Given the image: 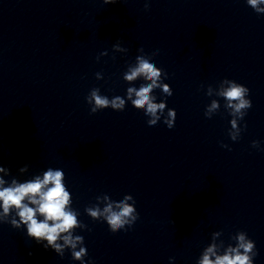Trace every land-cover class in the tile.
Segmentation results:
<instances>
[{
  "label": "clouds",
  "instance_id": "1",
  "mask_svg": "<svg viewBox=\"0 0 264 264\" xmlns=\"http://www.w3.org/2000/svg\"><path fill=\"white\" fill-rule=\"evenodd\" d=\"M117 2L118 0H103L106 5ZM247 4L255 12L264 13V7H261L264 0H247ZM148 5L149 0H145V10H148ZM113 48L124 53L128 51L127 48L121 47L120 43L113 45ZM138 51L142 54L136 56L135 64L128 66L123 74V80L132 83L142 78L145 83L139 88L128 87L126 99L121 96L109 99L100 94L99 88H93L86 97L87 103L91 106L90 112L94 114L105 108L123 111L127 100L137 110H143L146 117H150L147 120L149 127L156 126L163 118V123L171 129L175 124V109H168L165 115L166 101L156 102L157 98L153 95L154 89H160L165 97L172 96L170 85L163 83L167 74L151 62L150 56L143 54V48ZM100 55L106 56L108 53L105 51ZM97 59L99 60V57ZM96 78L103 79V76L96 73ZM221 84L227 87H221L218 95L226 101L225 108L230 110L228 114L232 117L228 135L231 140L236 141L241 135L238 121L243 120L247 110L252 107L251 100L247 98L249 89L234 80L224 79ZM211 93L212 88L209 86L206 94L210 96ZM218 109V101L212 100L204 114L210 119L211 114ZM252 146L259 147V142L253 141ZM222 147L228 145L222 144ZM28 168L29 166L25 165L19 172L23 174ZM0 173L4 174L0 176V224L8 223L14 229L23 226L26 228L27 236L42 244L45 249L51 248L61 258L65 249H70L72 259L85 264L87 249L83 246L84 238L73 233L77 228L87 229V225L78 220L77 211L71 207L72 198L64 183V172L61 169L48 168L42 175H35L24 182L12 178L10 183L4 177L9 176L11 170L0 164ZM100 199L101 197H97V200ZM103 200L105 202L103 210L99 206H92L87 207L85 211L93 220L106 221L112 233L132 228L139 219L132 195H125L120 201H113L108 195H104ZM220 234L221 232L212 233V242L203 250L197 264H253V257L257 254L255 242L249 239L244 231H239L232 237L236 241L235 246L232 244L225 246L223 242L218 245L215 238Z\"/></svg>",
  "mask_w": 264,
  "mask_h": 264
}]
</instances>
